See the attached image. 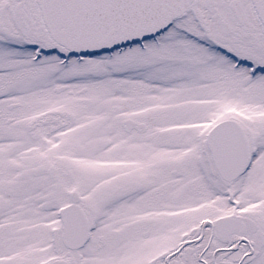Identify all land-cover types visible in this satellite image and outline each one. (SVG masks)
Returning <instances> with one entry per match:
<instances>
[{"label":"snow or ice","instance_id":"obj_1","mask_svg":"<svg viewBox=\"0 0 264 264\" xmlns=\"http://www.w3.org/2000/svg\"><path fill=\"white\" fill-rule=\"evenodd\" d=\"M0 264H264V0H0Z\"/></svg>","mask_w":264,"mask_h":264}]
</instances>
